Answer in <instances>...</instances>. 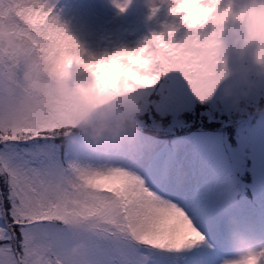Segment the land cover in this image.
<instances>
[{"label":"snow or ice","instance_id":"1","mask_svg":"<svg viewBox=\"0 0 264 264\" xmlns=\"http://www.w3.org/2000/svg\"><path fill=\"white\" fill-rule=\"evenodd\" d=\"M215 8V0H175L170 11L183 12L182 23L197 30L209 21L223 22L228 11ZM249 17L264 25V16ZM5 19L18 44L14 51L0 50V70L12 68L17 80L25 68L39 70L53 46L79 50L49 0H0V21ZM195 30L179 44L169 31L168 41L153 35L135 51L94 63H84L79 54L69 59L91 73L87 95L98 102L136 89L144 112L138 94L161 90L170 75L203 101L222 70ZM256 38L264 52V27ZM148 61L154 68L145 72ZM34 103L21 90L0 93V264H168L167 253L204 241L201 229L214 231L206 208L162 191L132 159L111 153L100 160L69 143L64 132L71 126L70 107L43 123L30 111ZM81 242L82 255L70 257L69 249Z\"/></svg>","mask_w":264,"mask_h":264},{"label":"rangeland","instance_id":"2","mask_svg":"<svg viewBox=\"0 0 264 264\" xmlns=\"http://www.w3.org/2000/svg\"><path fill=\"white\" fill-rule=\"evenodd\" d=\"M58 1L49 0L53 9H56ZM86 1L82 0L80 7H78V11L80 10L82 15L88 13V11L85 10V12L83 9ZM250 2L251 0H221L217 13L223 12L225 8L230 7L231 15L228 18V22L231 23L232 16L239 14ZM172 7H174L172 0H130V2L120 5L123 24L126 25L127 29L129 28L128 31L122 32L120 40L126 42L128 38L132 39L135 32L143 34L144 30L147 41L151 40L153 35L161 34L165 41H168V33L171 31L173 33L171 41L175 44L182 43L193 30L182 23L180 15L171 13L170 9ZM121 8H123V11H121ZM159 8H161L160 11ZM154 9L155 11H153ZM63 14L64 12L57 14L59 23H64L66 20ZM74 14L75 12H71L74 20L70 23H64L63 26L67 34L79 46L81 60L84 63H94L117 52L113 49L112 39L105 35L100 28H96V33H99L103 40V51L94 52L92 50L91 54H88L86 49L90 46L88 44H79L81 37L78 34L79 28L86 27V21L84 18L81 19V16L79 17L77 13L73 16ZM212 28L213 25L209 21L202 28L195 31H198L201 38H204L212 31ZM85 36L88 40H91L90 33ZM256 47L257 45L253 43L242 54L229 50L224 57V67L228 70H234L240 66H247L249 69L248 79L251 89L245 105L246 113L234 111L231 107V101L222 100V92L219 89L215 94L201 101L187 90L186 86H183L181 82L173 79L171 75L161 90L155 93L141 92L138 94L141 96V101L145 106L151 105L155 110L154 113L159 118L167 119L168 122L165 120L167 126L164 130L167 133L186 129L188 127V111L199 109L201 106L198 105H205L209 110L218 112L214 111L221 119L219 127L211 125L207 131H204L201 125L205 123V120L196 122L194 126L197 130L194 131L193 135L184 136L176 140L178 143V158L173 161V170L168 178L164 180H160L161 174L159 168H157L158 152L161 151L165 156L168 155V148L165 146L164 139L154 138L152 135L145 134L142 129L139 137V140H144V144L150 146L147 148L143 147L141 152H144L147 163H153L155 166V171L157 172L150 177L153 182L164 192H170L173 195H175L173 182H179L181 186L178 190L182 193L183 200L190 206H195L196 208L204 207L211 214L216 225L214 231L220 227L224 228L228 233L231 230V225L227 222L228 216L225 215L223 193L225 186L229 183L236 189L232 170L226 157L227 154L223 148L224 138L221 132L223 126L237 123L232 131L236 144L234 146L236 160L237 163L241 164L249 159V167L253 179L252 189L258 190L254 191L258 193L259 201L264 209V115H256L254 119H250L254 115L253 108H258L257 104L260 101L264 103V66L255 63ZM72 71L75 73L74 79L77 83L90 84L92 82L91 73L87 72L82 65L74 63ZM233 79L234 77L230 76L225 83H232ZM248 105H251V107H247ZM147 110L148 108L146 107L143 114ZM244 116L245 118H243ZM205 117H207V114ZM157 126L160 127L159 124ZM138 156L140 157L139 154ZM149 166L145 167V169L149 170ZM237 204L238 207L231 210L230 214L236 218V227L238 229L242 228L241 231L248 235L251 229L259 225V220L264 218V213L259 215L253 204L246 199L239 200L237 198ZM246 219L251 221L248 227L245 225ZM166 255L169 258L168 264H185L189 260L196 259L195 251L192 248L185 252L179 251L167 253Z\"/></svg>","mask_w":264,"mask_h":264},{"label":"clouds","instance_id":"3","mask_svg":"<svg viewBox=\"0 0 264 264\" xmlns=\"http://www.w3.org/2000/svg\"><path fill=\"white\" fill-rule=\"evenodd\" d=\"M172 2L175 6V0ZM220 2L221 0H215L214 12H217ZM224 10H227L228 14L223 22L219 25L212 23V31L204 37L207 40V55L219 60L222 70V75L211 95L218 89L221 90L222 100L231 101V107L237 113H246L245 105L251 89L249 69L247 66H240L228 70L224 67V57L229 50L242 54L255 43L257 45L255 63L264 66V52L261 51V44L256 38V33L264 25L254 22L249 17V13L252 12L257 17L264 16V0H251L239 14L232 16L231 23L228 22L231 15L230 7ZM179 15L182 18L184 13L181 12ZM191 30L194 31L195 28ZM17 44L18 37L9 27L7 20L0 21V50L14 51ZM77 54L81 57L80 50L74 52L53 46L46 51L39 70L25 68L18 80L12 68L0 70V93L21 90L32 97L35 103L30 111L43 123L54 122L59 110L70 107L71 126L64 132V136L69 143H79L93 155L107 157L111 153L127 152L130 157H135L141 147H150L147 144L142 145L139 140L143 111L135 99L136 89L105 99L103 102L89 99L87 93L93 80L90 84H80L74 79L73 64H82L69 58ZM143 58L147 59V52L143 54ZM153 68L152 62L148 61L143 71L150 72ZM230 76L234 77L232 83H225ZM253 114L264 115V107L253 108ZM238 195L239 191L230 183L225 186L223 193L225 215L228 216V223L231 225L227 244L236 256L233 260H226L224 264H264V243L253 241L240 231L236 227V218L230 214L231 210L238 207ZM84 248L82 242L76 243L69 249L68 255L79 257Z\"/></svg>","mask_w":264,"mask_h":264},{"label":"bare ground","instance_id":"4","mask_svg":"<svg viewBox=\"0 0 264 264\" xmlns=\"http://www.w3.org/2000/svg\"><path fill=\"white\" fill-rule=\"evenodd\" d=\"M127 0H87L85 6L83 7L84 11H88V13L84 16L81 14V11H78V7L81 5V0H64L65 5L69 4V8L65 10L64 16L66 18L64 23L72 22L74 19L71 16V12H75L73 16L76 15V13L81 16V19L84 18L86 21V27L80 29L79 28V36L81 39L79 40V44H85L89 45L90 47L86 50H88V54H91L92 50L94 52H97L98 50L103 51L102 44L103 40L101 39V35L99 33H96L95 29L100 28L105 35L109 36L112 39L113 43V49L114 51H133L139 47H143L144 44L147 41V36L143 30V34L141 33H134L131 38H128L125 41L120 40V35H122V32L128 31L126 25L123 24L121 14H120V5L126 4ZM119 5V6H118ZM85 11V12H86ZM93 15V16H91ZM57 17V15H56ZM64 23H61L64 25ZM130 31H132L130 29ZM87 33H90L91 40H88V38L85 36ZM105 49V47H104ZM141 144L143 145L145 143L144 140L140 139ZM143 147L139 150V155H136V157H130V155L127 152H118V154L124 159H132L135 163V165L138 167V169L145 174L147 177H152L155 172V166L153 163H147V159L145 160V155L141 152ZM95 156V155H94ZM100 160H103L104 157L100 156ZM145 160V161H144ZM143 162V163H142ZM155 162V161H153ZM147 163V164H146ZM150 165V166H149ZM148 167L149 170H146L145 167ZM152 168V169H151ZM173 170V164H170L168 167V174H170ZM184 184V183H183ZM187 185V184H185ZM181 186L179 182L174 181L173 182V191L174 194L181 199H183L182 193L178 190V188ZM180 189V188H179ZM247 222H245L246 227L250 225L249 219H246ZM226 222V219H225ZM228 222V221H227ZM241 231L242 228H239ZM203 235L207 234L203 229H201ZM226 233V234H225ZM225 237L227 239L228 232H225ZM253 241H259L261 243L264 239V219L259 220V225L256 226V228L251 229L248 232V235ZM223 249H231L226 241V246L222 247ZM207 258V263L203 264H224V263H217L220 260H211L216 259L214 256L213 251H205L204 252ZM209 257V258H208ZM201 260H204L200 257L195 259L194 261H188L187 264H201Z\"/></svg>","mask_w":264,"mask_h":264}]
</instances>
